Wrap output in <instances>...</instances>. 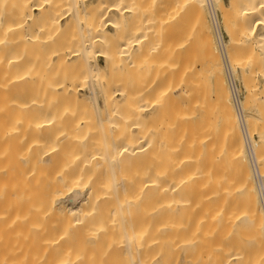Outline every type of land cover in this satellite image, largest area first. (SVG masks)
Returning a JSON list of instances; mask_svg holds the SVG:
<instances>
[{"label": "bare ground", "instance_id": "6f19581e", "mask_svg": "<svg viewBox=\"0 0 264 264\" xmlns=\"http://www.w3.org/2000/svg\"><path fill=\"white\" fill-rule=\"evenodd\" d=\"M231 6L0 0V264H264V0Z\"/></svg>", "mask_w": 264, "mask_h": 264}, {"label": "rangeland", "instance_id": "374dc122", "mask_svg": "<svg viewBox=\"0 0 264 264\" xmlns=\"http://www.w3.org/2000/svg\"><path fill=\"white\" fill-rule=\"evenodd\" d=\"M224 1V3L226 4V10L227 11H231L232 10V6H231V2L233 1V0H223ZM206 9V15H209V13H208V10H207V7L205 8ZM219 11V10H218ZM220 12V11H219ZM159 13V12H158ZM219 15H221L220 13H219ZM158 17V15L156 16V14H154L153 16H152V18L150 17H148V18H146L145 19V17H143V21H144V24H143V21L142 22H140V23H138V24H140V26H142V25H146V24H148V23H150L151 24V22H153L152 20H154L155 18H156V20L154 21V23L156 22V24L157 25H159V27L157 26V25H155L154 24V26L155 27H153L154 28V31H156V32H158L159 33V28L161 27V24L159 23L160 22V20H159V17ZM154 18V19H153ZM207 20H208V25H209V30H210V33H211V35H212V38H213V40H214V35H213V30H212V27H211V24H210V20H209V16H207ZM145 19V20H144ZM220 19H221V16H220ZM159 20V21H158ZM222 20V19H221ZM146 21H147V23H146ZM149 21V22H148ZM151 21V22H150ZM159 24H158V23ZM142 23V24H141ZM223 24V23H222ZM147 26V25H146ZM142 27H144V26H142ZM157 28V29H156ZM161 30V29H160ZM163 31L161 30V33H162ZM158 33H155V34H158ZM154 34V35H155ZM159 35H160V33H159ZM159 35H157V37L156 36H153L152 37V43H153V45L155 44L157 47L159 46H161L160 47V49L162 48V45H161V43L163 44L164 42L166 43V36L164 35V34H161V36H165V37H162L161 39H160V37H159ZM155 37V38H154ZM225 37H226V34H225ZM158 38V39H157ZM227 38V37H226ZM155 39V40H154ZM158 40H160V41H158ZM163 40H164V42H163ZM162 41V42H161ZM160 44H158V43ZM161 42V43H160ZM165 43L163 44L164 46H165ZM155 45L153 46L154 48H155ZM163 46V47H164ZM147 48H148V50L150 49V44H149V46L148 47H146V50H147ZM156 49H158V48H156ZM160 49H158V52L156 51L155 52V55L154 56H150V54L149 53H146V55H144V56H146V58L147 57H154V58H156V56H157V58L156 59H153V60H155V63H157L156 65H155V67H154V70H153V73L154 72H156V74H160V71H156L155 70V68L158 70V62H156L157 61V59H158V57L160 56ZM149 52V51H148ZM158 55H157V54ZM149 58H147L146 60H149ZM148 62V61H147ZM154 63V64H155ZM135 65V64H134ZM134 68V67H133ZM135 69H133V72L132 73H135ZM151 72V71H150ZM157 72H159V73H157ZM222 73H223V70H222ZM155 74V73H154ZM155 74V75H156ZM259 73H257V75H255V79H256V82H258V85H259V88L260 89H262V87H264V86H262V85H264V76H263V74H259ZM151 75L152 74H148V77L147 78H149V77H151ZM224 75V74H223ZM157 76V75H156ZM263 78H262V77ZM238 77H240V76H238V75H236V80H237V83H238V88H239V91H240V93H242L241 95H242V98L244 99L245 98V91L242 89V85H240V83H241V80L238 78ZM166 79V78H165ZM240 81H239V80ZM254 79V80H255ZM166 80H164L163 82H165ZM239 81V82H238ZM263 81V82H262ZM167 83V82H166ZM166 83H163L164 85L163 86H165V85H167ZM148 84V83H147ZM162 84V83H161ZM241 86V87H240ZM242 91V92H241ZM150 97H152V96H150ZM255 99V98H254ZM253 99V100H254ZM255 105H254V101L252 102V107L251 106H249L245 111L248 113V114H252V113H255L256 112V115H257V118L256 119H254V121L256 120V122L254 123V126L253 127H255V128H259L260 126H261V124L260 123H262V128L260 127L259 128V131L262 129V132L260 131H258L257 132V136L258 135H260L261 133H262V135L261 136H258L259 137V139H256V140H253V142L254 143H256V145L257 146H259V145H262V146H259V148H260V150L262 149V151H260L261 153L263 152V149H264V124H263V120H264V117H263V115H262V113H263V108L264 107H262L261 106V103L258 101V99H257V101H256V99H255ZM258 103H260V106L258 105ZM263 104H264V102H263ZM255 106V107H254ZM257 106V107H256ZM259 106V107H258ZM264 106V105H263ZM258 108V110L256 111V109ZM260 108H261V110H260ZM251 109V110H250ZM249 110V111H248ZM252 111H254V112H252ZM258 111H259V113H258ZM247 114V115H248ZM259 114H261L262 116H259ZM158 118H155V119H152V121L153 120H155L156 121V124H155V122H154V124L155 125H158L159 123L158 122H160V121H158L157 120ZM258 119V120H257ZM260 119H263V120H260ZM151 121V122H152ZM259 121V123H257ZM261 121V122H260ZM158 123V124H157ZM257 123V125L258 124H260V125H258L259 127H257V126H255V124ZM91 125H95V126H97V124H91ZM91 125H83V127H86V128H90V129H95V130H97L98 128H100V127H96V128H94L93 126H91ZM252 127V128H253ZM254 128V129H255ZM257 129H256V131H257ZM94 133L95 134H98L96 131H94ZM256 135H255V137H256ZM34 135L33 134H29V133H27V134H12V135H9V134H4V137H3V140H2V145H1V147H2V150H4L5 152H7L8 154H10V160L12 161V162H17L19 159H18V155H19V152H20V150L22 151L23 149H24V144L25 143H28V141H30L29 139H32V137H33ZM263 136V138L261 139V137ZM258 137H256V138H258ZM261 141V142H260ZM260 143V144H259ZM261 147H263V148H261ZM60 151H63V150H60ZM64 152V151H63ZM62 152V154H60V155H58L56 158H54L55 159V161H57V162H63V161H69L70 159H73V160H75V158L74 157H71L70 155H67V153H63ZM263 154H264V152H263ZM83 157V156H82ZM32 160H36V157H32L31 158ZM102 160V158L99 156V157H95V156H92V161H94V162H96V161H101ZM261 171V170H260ZM262 176H263V174H262ZM263 180H264V177H263Z\"/></svg>", "mask_w": 264, "mask_h": 264}, {"label": "built area", "instance_id": "2783aa9c", "mask_svg": "<svg viewBox=\"0 0 264 264\" xmlns=\"http://www.w3.org/2000/svg\"><path fill=\"white\" fill-rule=\"evenodd\" d=\"M217 15L218 14H216V16ZM211 27H212V30H213L215 37L218 36V40H219V43L221 45L222 41L224 42V34H223V30L221 28L222 26L220 24L219 16L216 17V20H213V18L211 16ZM224 49H225V44H224ZM223 62H224V69H225V74H226V78H227V83H228L229 89H230L231 94H232V100L234 101L233 103H234V106H235L237 113L240 114L241 106L239 103L240 91L238 88V83H237V80L232 73L231 67H229L230 65H226L225 58L223 59ZM258 175H259V177L257 179H258V181H260L262 183V181H264L263 177L261 176L260 173H258ZM262 205L264 206L263 197H262ZM263 213H264V210H263Z\"/></svg>", "mask_w": 264, "mask_h": 264}]
</instances>
